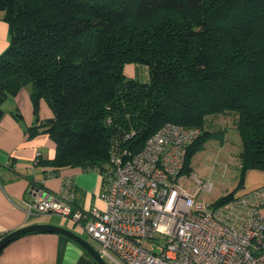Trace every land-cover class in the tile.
Here are the masks:
<instances>
[{
	"label": "trees",
	"instance_id": "trees-1",
	"mask_svg": "<svg viewBox=\"0 0 264 264\" xmlns=\"http://www.w3.org/2000/svg\"><path fill=\"white\" fill-rule=\"evenodd\" d=\"M0 12V117L7 96L29 84L28 136L53 139L58 169L102 173L113 153L137 152L169 121L201 129L190 173L205 142L224 139L207 122L232 113L239 178L212 204L233 199L249 170L264 172V0H0ZM132 62L148 67V81L124 75ZM41 98L53 116L40 121Z\"/></svg>",
	"mask_w": 264,
	"mask_h": 264
},
{
	"label": "built area",
	"instance_id": "built-area-1",
	"mask_svg": "<svg viewBox=\"0 0 264 264\" xmlns=\"http://www.w3.org/2000/svg\"><path fill=\"white\" fill-rule=\"evenodd\" d=\"M200 133L168 121L137 152L113 153L101 173L103 210L76 207L68 182L29 210L71 219L107 263L264 264V187L218 206L198 201L212 184L183 171Z\"/></svg>",
	"mask_w": 264,
	"mask_h": 264
},
{
	"label": "crops",
	"instance_id": "crops-1",
	"mask_svg": "<svg viewBox=\"0 0 264 264\" xmlns=\"http://www.w3.org/2000/svg\"><path fill=\"white\" fill-rule=\"evenodd\" d=\"M1 15L0 12V54L8 46V24ZM2 109L0 235L35 223H50L69 228L64 222H52L43 217L51 215L36 214L29 210V205L36 198L43 193L61 192L67 182L74 191L73 204L76 207H96L100 210L105 208V202L100 196L104 179L97 168L66 166L58 169L51 163L56 152L53 139L42 132L28 136L27 128L34 125L36 119L29 84L22 86L16 94L7 96L2 103ZM37 115L40 121L53 116L52 109L43 98L39 100ZM260 187H264V172L252 169L247 172L244 186L238 193H247ZM262 209L264 207H261V212ZM95 243V248L98 249L99 245ZM0 264L97 262L79 244L62 234L31 231L17 236L1 249Z\"/></svg>",
	"mask_w": 264,
	"mask_h": 264
},
{
	"label": "rangeland",
	"instance_id": "rangeland-1",
	"mask_svg": "<svg viewBox=\"0 0 264 264\" xmlns=\"http://www.w3.org/2000/svg\"><path fill=\"white\" fill-rule=\"evenodd\" d=\"M123 73L127 78H134L139 81L149 80L148 67L144 64L126 63L123 67ZM234 119V114L226 113L208 121L207 128L212 130L224 129V139L222 142L218 139H209L202 149L191 157L192 171L190 173L212 184L210 192L198 197V201L205 204L214 203L221 196L231 191L238 182L239 161L237 155L241 151V138L237 129L233 127ZM261 214L264 218V209H262ZM43 217L52 222H64L71 231L89 241L94 247L97 246L84 229L78 224H73L71 219L55 215Z\"/></svg>",
	"mask_w": 264,
	"mask_h": 264
},
{
	"label": "water",
	"instance_id": "water-1",
	"mask_svg": "<svg viewBox=\"0 0 264 264\" xmlns=\"http://www.w3.org/2000/svg\"><path fill=\"white\" fill-rule=\"evenodd\" d=\"M31 231H49L62 234L79 244L97 262V264H109L104 258L101 257L98 249H96L89 241L85 240L83 237L71 231L70 229L50 223H35L25 225L4 234L0 237V249H2L7 243L17 236Z\"/></svg>",
	"mask_w": 264,
	"mask_h": 264
},
{
	"label": "bare ground",
	"instance_id": "bare-ground-1",
	"mask_svg": "<svg viewBox=\"0 0 264 264\" xmlns=\"http://www.w3.org/2000/svg\"><path fill=\"white\" fill-rule=\"evenodd\" d=\"M37 164V163H36ZM74 199V198H73Z\"/></svg>",
	"mask_w": 264,
	"mask_h": 264
}]
</instances>
